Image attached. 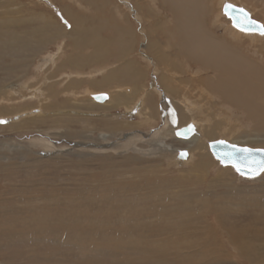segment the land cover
<instances>
[{"label":"bare ground","instance_id":"bare-ground-1","mask_svg":"<svg viewBox=\"0 0 264 264\" xmlns=\"http://www.w3.org/2000/svg\"><path fill=\"white\" fill-rule=\"evenodd\" d=\"M32 1L34 3L29 0H0V72L6 75L0 80V93L1 95L4 94L9 96L12 100H15L14 102H18L13 103L14 105H4L5 107L0 109V115L14 114V111L10 106L15 108V105L18 106L23 102V106L15 109V115H17L13 117L14 122H10L11 119L7 120L4 122L6 124L1 125L0 127H11L27 131L29 126L39 124L48 128L51 123L53 124L54 121L59 120L58 116L62 117V114H66L67 111H61L58 109L59 106L57 104L61 103L60 107L64 108L65 101L58 99L59 91H54V86L57 85L58 89L61 88L60 85L66 82H70L69 84L73 85L77 79L82 77L85 78V80H83L84 78L82 79L83 82L93 81L94 72H86L88 74L85 76H82L79 73L82 66H88L84 64L93 61L91 56L84 53L86 48H91L90 53L93 57L100 54L98 61H103L104 64H106L105 67H110L109 69H111L107 71V75L101 80L112 79L115 81L116 85H121L120 89L122 92H114L113 94L106 93V101H122L123 104H126L125 106L127 107L129 115H135L136 112L141 114V119L136 122L142 121V124L145 125L149 120H155L157 117H162V119L164 118L167 122V125L172 124V127L170 132H164V130L161 129L156 131V128L155 131L152 130L153 136H150V134L147 136H150L151 138L153 137V139L157 138L154 142L148 141L151 143L150 148L141 147L137 144L135 145V143L140 140L142 141L141 137L143 136H141L140 133L135 132V134L137 133V136L133 134V139L128 138L130 132H126L128 131L126 129L131 124L130 119L127 122H124V120L118 121L115 120L113 116L110 118L108 115L107 117L109 118H107L105 116L106 114L103 115L104 120H102L101 123L104 126L102 131L108 130L110 132H100L98 140L104 141L103 144H99V141H95L97 137L94 138L95 136H93L90 127H86L87 131L75 130V134H79V136H72L76 137V139L70 142L68 140L67 142L70 145L80 147L75 149V152H70L71 147H69L70 145L68 144L67 147L70 148L69 151L65 150L63 146L60 147L61 144L57 147L55 144L61 143V140H53L51 138L52 136L47 134L48 131L50 133L49 129L43 130L47 132L46 134L41 133L42 135H32L33 137L29 139V143L27 142L26 145H24L25 143L18 144L20 141L15 143V141L7 138L4 141L7 149H0V167L7 168H5L7 177L10 178L11 175H14L13 173L15 171L13 170L19 168L18 166H21L17 160L18 158L11 156L18 151L20 155L19 159L21 158L27 162L35 161L48 163L49 161H54L65 163V161H68L71 163L70 160H73V158L70 159L67 157L68 154L65 151L78 156L80 161L84 158H89L90 161L93 158L102 159L100 162L102 166L92 169L89 167L84 168L83 161L81 163L79 162L83 168L76 162L75 164L78 165L79 168L78 166L76 167L81 170L78 175L81 174V172L85 173V177H81V181H78L79 184L90 179L94 182L92 185L95 186L93 187L85 183L86 188L84 187L78 191L79 193L77 195L75 194L74 198L72 197L73 194H70V196L72 195V198L68 195L65 196V200L68 201H66L67 205L69 202L72 203L73 201L75 208L72 209H75V212H77V217L75 218L76 223H74L75 225L71 228V230L78 235V238L74 239L77 245L84 247L86 245L85 242L90 240L89 243L87 242L89 245H86L87 250H89V248L93 249L95 246H101V250L109 254L107 255L105 253L103 255L113 257L116 255L119 260L124 259L126 262L135 263L153 259L152 262L156 264L159 260L164 259V256L165 259H169L170 250L172 251L173 248H176L173 247L169 251L164 249L163 252H157V250L162 249L159 248L157 244L165 243L166 246H175L176 244L179 245V243H181L185 249L198 242V240L195 242L196 240L192 237L195 234H207V236L203 237V241L201 240L202 242L197 243V245H202L204 242L203 246L205 247L206 244L207 248L208 245L210 252L212 251L210 249L212 246H217L219 248L221 245L219 243L218 234L216 233L218 231H216V229L219 226V229L222 228L223 230L228 231L229 241L231 242L230 244H234L235 249L240 250L241 256H246L249 260H252L253 256L257 254L256 250H258V248L255 249L257 246L255 244L251 245V242L247 243V238L242 237V233L237 232L235 228L232 229V226H230L231 228H227L226 226L227 224L230 225L236 223L235 219H237V216L235 217L230 211L235 213L238 209H234V211L228 210L223 203L221 204L219 199L221 197V193L218 191L219 189L224 188L221 192L226 195L240 194L245 191V189H242L236 183V181H238L236 173L239 172L234 165L223 164L217 157L216 160L222 166L215 168L208 157L210 141L219 135L228 136L231 139L228 141L229 143L240 146H247L253 149L255 147L249 145L259 144L264 146V60L257 59L256 56H254L256 54L252 56L250 52L247 53L243 51L244 45L242 44L243 39H241V35H243V33L249 35V38L252 37L253 40L255 37L264 38V36L260 35L255 29L245 30L234 25L231 17L223 11V7L226 3L235 4L248 10L251 17L253 14L252 10L243 5V3H240L243 0H219L218 6L212 4L213 1L210 2V0H121V3L119 2V4H121L122 8L127 12L124 19L118 21L117 17L114 16L112 19L111 16H108L109 10H107L112 3L116 4V0H68V3L66 4V0ZM35 1L39 4L35 3ZM148 2L149 4H147ZM259 2H261V5H264V0H259ZM33 4L38 6L35 9L40 10L33 13L34 15L32 17H24V14H29L33 10ZM73 6L74 8H72ZM12 7L20 10L13 15L10 11L13 10ZM87 9H91L92 12L88 13ZM118 10L121 9L118 8ZM94 12H97L96 17L92 15ZM21 14H23V16ZM224 14L228 19L227 23L222 20ZM114 15H116V13ZM133 17L135 22L139 23L138 25L141 27L140 31L139 29H136V24H134V21L132 20ZM61 20H64V22ZM259 22L264 25V22ZM29 24L30 27L19 30L20 26ZM65 24H69L68 28H65ZM107 26L110 32L105 36L104 33ZM58 41L61 42L57 44ZM255 42L261 43L260 46L256 45L257 48H260L255 51H264V39ZM105 44L107 47H105ZM250 44L252 45V41ZM51 45L55 46L53 51L48 49ZM65 48H70L69 50H71L72 53L68 55L66 52L63 53ZM93 50L96 54L92 53ZM110 51H112V53L109 56L108 53ZM94 54L96 56H94ZM262 54L264 57V52H262ZM35 56L37 57L36 59L34 58ZM34 59L36 62H34ZM69 66L73 67L72 69L75 71L71 72V74L64 72L60 75L58 74L64 67ZM33 67H38L42 71L41 73L44 78L42 77V80L39 82L37 81L32 86H29V83H20L18 88L17 84L12 85V88L14 93L21 96L22 99L26 97L24 95L25 89L32 90V96L37 98L42 97V111H39L40 113L38 112L39 114L36 116H32L33 113L30 111L34 105L33 100L27 99L20 101V98H15L18 97L17 95L9 94L10 92L8 91L3 92L1 89L5 83L11 82L10 80L13 79L12 75H16L17 77L22 74L25 75L28 71H31V69L34 70ZM51 70H55V72L51 74ZM96 71H98V69ZM206 72L207 74L202 75V73ZM186 73H192V76H187ZM55 75H59V78L61 75H66L67 78L60 82L58 81V78L55 79L51 77ZM200 75L202 77H200ZM122 86L124 90L122 89ZM22 87H25V89H22ZM117 89L116 91H118ZM71 94L75 98L83 97L84 95L92 97L96 95L95 93L88 91L84 94H78L75 92ZM6 96L2 97L6 98ZM129 98H131L133 102L126 100ZM92 99L93 102L96 100L94 98ZM205 100H207V103L205 104L208 108H205V105L203 104ZM106 101L101 102V104ZM97 105L99 106L98 101ZM117 105L118 103L115 105L113 104V107H116ZM53 107H57V109ZM72 107L75 108L73 114L76 118L77 115H87L86 113H83L84 111H81V107L80 110L76 109L77 105H72ZM22 112H24L26 117L23 116L24 114H22ZM27 114H30L31 116L28 117ZM114 114L116 115V113ZM50 115L55 116L52 118V122ZM69 115L71 116V112ZM111 115H113V112H111ZM118 115H120V113ZM201 115L205 118L203 116L201 117ZM19 117H22L23 119L20 118L21 120L15 121V119H19ZM241 117H244V119ZM86 119L91 120L92 118L87 116ZM243 120L248 122L247 127L242 128L238 124V121ZM97 122L98 121H96V125H100V123ZM58 123L61 124L60 122ZM62 124L69 126L67 123ZM189 124H192L195 127V132L190 137L184 138L176 134L178 129ZM32 130H36L35 127ZM112 133L122 136V140H127V143L121 144L125 154H123L122 157L120 156L122 159L119 160L116 159L117 154L108 151L111 150L113 145L110 142L108 146L106 144L109 139L111 140ZM166 137H172L173 141L177 140L180 144H186L188 145V148L175 146L168 142ZM118 146L120 147V144L117 145V147ZM30 147H37L38 149L40 148V150L36 151V149L34 150ZM122 149L120 150L122 151ZM144 150L146 152H144ZM182 150L186 151L185 156H181L180 152ZM9 151H12L11 155H9ZM159 151L163 153L159 154ZM174 152L176 153L175 157L178 158L180 156L178 158L179 162L183 161L182 163H186V165L189 166V170H187L189 172L185 173H192L191 177L189 174L187 178L183 177L185 173L178 176L184 182H178L180 185H178V190L176 191L173 190V176H170L169 173H167V169L164 168V162H160L159 158L154 156L159 155L158 157H162L160 155L163 154L170 156V154ZM152 155L155 158H153ZM114 159H116V161ZM21 163L22 162H20V164ZM22 169L20 173L22 172ZM197 170L205 171V177H199L196 175L198 179H193L192 177H196L194 175L197 174ZM209 175L212 176L208 181ZM225 175H230L231 178L227 179ZM255 176L256 180H261L256 187H262L264 193V172L246 177ZM202 184H204L203 190L196 189L197 186H201ZM22 187L25 188V186ZM180 188L184 189L181 190ZM58 189L60 190V188ZM26 191L28 190H25V193H27ZM54 191L55 189L53 192ZM107 193L109 194L110 199L109 204H106L105 201L108 199ZM263 193L261 192L260 194ZM59 194H61L60 191ZM215 197L218 198L215 199ZM239 197L240 196L237 198ZM251 198L249 200H251ZM257 198V203L254 204L253 201L247 206L256 209V218L260 219L261 217H264V195L262 197L257 196ZM27 200L25 202H27ZM31 200L32 199L29 200V203ZM104 201L106 208L103 209L105 211H102L103 214L99 215V208H95V210L93 208L97 202L99 205L101 203V205L105 207L104 204H102ZM236 202H238V200ZM34 204L35 202L33 205ZM36 205L38 204L36 203ZM64 206H66V204ZM52 207L54 206L52 205ZM52 207L50 206V208ZM47 208L49 209L48 206ZM240 208L243 209L242 207ZM60 209L59 212L62 210ZM55 211L56 210H54V212ZM247 212L249 213L248 210ZM66 213L68 212L66 211ZM75 214L76 213L73 215ZM81 214H85L84 217L80 216ZM210 214L215 217V221L218 224L216 228L209 219ZM38 215L39 214H37V216ZM203 216H205L204 218L207 217V219H204L207 221H205V223H203L204 221H201L203 220ZM61 217L64 218L63 215ZM197 217L201 218L199 223V219H197L198 221L195 219ZM78 218L82 220L83 224L78 222ZM240 218L239 222L241 221ZM52 221L54 220L50 219V222ZM216 222L214 223L216 224ZM60 223L63 222L60 221ZM65 223L68 224V222ZM200 223L201 225H199ZM29 225L31 224L29 223ZM48 225L45 224V226ZM69 225L70 223L68 226ZM22 228L25 227L22 226ZM61 228L59 227L57 230ZM42 230H40V232ZM11 231L13 232V230ZM36 232L37 230L35 231V234ZM56 232L57 231L52 233L57 236L58 233ZM64 232L65 231L62 232L63 235L66 234H64ZM177 233L178 235H173ZM261 233L264 234V232ZM164 235L165 237L161 238ZM202 235H200V237ZM51 237L53 238L52 234L50 239ZM254 237H256V235ZM189 238L191 240H189ZM63 239L65 240L66 237ZM69 239L71 240V238ZM9 241L10 240L7 242ZM13 242L15 243L16 241ZM183 242H186V246H184ZM41 243H43V241ZM262 244L264 245V242ZM160 247L163 246L161 245ZM202 249L204 250V248ZM221 249L223 250V248ZM112 250H115L116 253L112 252ZM176 250L178 249L176 248L175 251ZM214 250H216V247ZM97 251H100V249H97ZM179 251V253L183 254L188 250ZM174 253L176 254V252ZM174 253L172 254V259L176 258L173 257ZM193 253L191 255H194L196 252ZM77 254H79L78 251ZM188 254L189 251L186 255L188 256ZM84 255L86 256L87 254L85 253ZM191 255L189 254V257ZM213 256L211 255V257ZM223 256H225V254ZM180 257L183 258L181 255L178 259H180ZM228 257H223V259L226 260ZM192 258H194V256H192ZM220 260H222V258L216 257L213 259V262ZM210 261H212V259ZM202 263L204 262L202 261ZM205 263L207 264V262Z\"/></svg>","mask_w":264,"mask_h":264},{"label":"rangeland","instance_id":"rangeland-1","mask_svg":"<svg viewBox=\"0 0 264 264\" xmlns=\"http://www.w3.org/2000/svg\"><path fill=\"white\" fill-rule=\"evenodd\" d=\"M31 1L32 3H34L32 0H29ZM116 4H111V6L109 7V10L108 11V16H111L112 19L113 17H117L118 21H121L124 19V17L126 16V10L124 8H122L121 4H119V2L121 3V0H116ZM212 4L218 6L219 4V0H210V2H212ZM239 1V0H238ZM151 2V1H149ZM149 2L147 4H149ZM35 3L39 4L38 2L35 1ZM68 3V0L65 1V4ZM241 4L243 3V5H245L246 7L250 8L253 12L252 14V17L254 19H256L257 21H262L264 22V5H261V2H259V0H243L242 2H240ZM117 4H118V7H117ZM31 6V5H30ZM32 6H34L33 10L29 13V14H24V17H32L34 14L33 13H36V11L38 12V10L40 9H35L37 8L38 6L33 4ZM75 6V5H74ZM74 6L72 8H74ZM76 7V6H75ZM113 7V8H112ZM13 10H10L12 12L13 15L16 14V12L20 9L16 8L15 7H12ZM32 8V7H31ZM48 8V7H46ZM118 8H120L121 10H118ZM114 9V10H113ZM43 10V9H41ZM117 11V12H116ZM87 12L88 13H91V9H87ZM116 15H114L115 13ZM114 13V14H112ZM23 14H21L23 16ZM26 15H30V16H26ZM59 15V14H57ZM56 15V16H57ZM92 15L94 17L97 16V12H94L92 13ZM113 15V16H112ZM123 16V17H122ZM122 17V19H121ZM132 18V17H131ZM134 21V24L136 29H141V27L138 25L139 23L135 22L134 20V17L132 19ZM222 20L227 23L228 19L226 18V15L224 14ZM231 20V19H230ZM62 22H64V20H61ZM68 25L69 24H65V28H68ZM71 25V24H70ZM26 27H30V24L29 25H25V26H20L19 27V30L20 29H25ZM64 29V28H63ZM109 30H108V26H107V29L105 30V36H107L109 34ZM241 39H243L242 41V44L244 45L243 46V51L244 52H250V54L253 56H256L257 59L259 60H264V57H263V54L262 52H257L255 50H258L259 48H257L256 45H261V43H258V42H255V41H262V39L264 38H258V37H255V39L253 40L252 37L249 38V35H246L243 33V35H241ZM247 39V40H246ZM252 41V45L250 44V42ZM61 41H58L57 44H59ZM248 44H247V43ZM106 45V44H105ZM107 47V45L105 46ZM53 48H55L54 45H51L50 48H48L49 50H54ZM249 48V49H248ZM70 48H65L64 49V52H66V54H70L72 53L71 50H69ZM73 49V48H72ZM91 51V48H86L84 53H87L88 56H91V59L93 61H90L88 62L87 64H84V65H88V66H82V68H80L81 70H79V73L82 75V76H85L87 75L88 73L86 72H89V71H92L94 72V77H93V81L92 82H83L82 78L80 79H77L73 85H70L69 83L70 82H66L62 85H60L61 88H58L57 89V85L54 86V91H59L58 92V99H61V100H64L65 102V107L64 108H61L60 107V104H57L59 106V110L61 111H67L66 114H62L63 116H58L59 120L57 121H54V123L51 125H49V127L47 128L46 126H42V125H39V124H34L29 126V129L28 130H31V131H22V130H18V129H14V128H9V127H0V149L2 150L3 148H5V150L7 149V147L5 146L6 144H4V141L8 138V139H11L13 141H15V143L19 142L18 144H23L25 143L24 145H26V143L29 141V139L33 136H36V134H46L47 132L46 131H43V130H47L49 129L50 130V133L48 131L47 134H49L50 136H52L51 138L53 140H57V141H60L61 140V143H56L55 145L57 147L63 146V148H65V150H68L69 151V147H71L70 149V152L71 151H74L75 149L77 148H80V147H77V146H73V145H70L68 142L70 141H73L76 139V137H72V136H79V134H75V130L77 131H87V128L86 127H90V130L92 131L93 133V136H95L94 138L97 137V139L95 141H99L98 143L99 144H103L104 141L102 140H98V136L100 134V132L103 130V124L102 123V120L103 119V115L106 114L105 116L107 117L109 115V117L111 118L112 116L114 117L115 120H118V121H123L124 122H127L129 119H130V125L128 126V128L126 130V132H130V135L128 138L130 139H133V134H135V132L137 133H140L141 137L142 138V141L140 140L139 142L135 143V145H139L141 147H151V143H149L148 141H153L156 140V138L153 139V137L151 138L150 136H153V131H155V128H156V131H159L160 129L161 130H164V132H170V129L172 127V124H168L167 125V122L165 121V119L162 117L159 118H155V120H149V122L147 124H142V121L140 122H136L138 120L141 119V114L139 113H135V115L131 114L129 115L128 112H127V107L125 106L126 104L122 101H106L107 97L105 100H102V101H98V100H95L93 102V97L92 96H89V95H84L83 97H79V98H75L71 93L75 92V93H78V94H84L86 91L88 92H93L95 93L96 95L97 94H101V93H109V94H113L114 92L118 93L119 91L122 92V90L120 89L121 85L115 83V81H113L112 79H105V80H101L102 78H104L107 74V71L111 70L109 69L110 67H105L106 64H104L103 61H98V59L100 58V54L99 55H95L96 52L93 50L92 53H95L94 56L96 57H93L92 54L90 53ZM253 54H252V53ZM112 53V51H110L108 54L110 56V54ZM35 59L37 58L36 56L34 57ZM34 59V60H35ZM98 61V62H97ZM36 62V60L34 61ZM109 66V65H107ZM34 68V67H33ZM73 67H64L60 73H58L59 75L62 74L63 72L64 73H67V74H71V72L75 71L74 69H72ZM100 68V69H99ZM37 69V70H36ZM98 69V71H96ZM153 70V69H152ZM39 72V73H37ZM42 71L37 67L33 69H31V71H28L27 74H22L20 76H16V75H12L13 76V79L10 80L11 82H8V83H5L4 86L1 88L3 92H10L9 94H15L14 93V90L12 88V85H16L17 84V88H18V85L20 86V83L21 84H24V83H29V86H32L34 85V83H36L37 81L39 82L40 80H42L44 77H43V74L41 73ZM55 70H51L50 73H54ZM207 74L206 73H202V75H205ZM59 75H55V76H51L53 78H58V81H63V79H66L67 76L66 75H61L60 78L58 77ZM187 76H192V73H186ZM6 75H4L2 72H0V80L5 77ZM43 77V78H42ZM200 77H202L200 75ZM24 79V80H23ZM52 79V78H51ZM23 80V81H22ZM54 80V79H53ZM85 80V78L83 79ZM34 81V82H32ZM23 82V83H22ZM36 85V84H35ZM28 86V87H29ZM115 86V87H114ZM10 89H9V88ZM16 88V87H15ZM14 88V89H15ZM118 88V89H117ZM22 89H25V87H22ZM116 89L118 91H116ZM122 89L124 90L123 86H122ZM31 91L32 90H27L25 89L24 91V95L26 96L25 98L22 99L21 96H19L18 94H15L17 95L18 97H15V98H20L19 100L22 101V100H27V99H31L34 101V105L33 107L30 109V111L33 113L32 116H36L38 115L41 111H42V105H43V101H41L42 97H35V96H32L31 94ZM70 93V94H65V93ZM27 94V95H26ZM2 96H6V95H1L0 93V109L4 108L6 105H10V104H13V103H18V102H14L15 100H12L9 96H6L5 97H2ZM8 97V98H7ZM206 98V97H205ZM11 99V100H9ZM44 99V98H43ZM127 101L129 102H133V100H131V98L129 99H126ZM164 100V99H163ZM97 101L99 103V106H102V107H99L97 105ZM103 101H106L105 103L101 104V102ZM115 102V103H113ZM128 102V103H129ZM118 105L115 107H113V104H117ZM127 103V102H126ZM207 103V100H205L203 102V104L205 105V108H208V106L205 104ZM5 105V106H4ZM14 105V104H13ZM72 105H77L76 109L80 110V107H81V111H84L83 113H86L87 115H84V116H79L77 115V118L74 116L73 114V110H75V108L72 107ZM136 105H137V101H136ZM23 106V102H21L20 105L16 106L15 105V108L13 106H10L13 111H14V114H5V115H0V121H4L6 122L7 120H10V122H14V119L13 117L16 116L15 115V109L17 107H21ZM53 108H56L57 107H53ZM114 108V109H112ZM126 108V109H125ZM11 109V110H12ZM34 109V111H33ZM37 109V110H36ZM55 109V110H56ZM29 110V109H28ZM124 110V112H123ZM40 111V112H39ZM103 111V113H102ZM39 112V113H38ZM71 112V116L69 115V113ZM95 112V114H94ZM109 112V113H108ZM111 112H113V115H111ZM27 113V112H26ZM90 113V114H88ZM116 113V115L114 114ZM120 113V115H118ZM123 113V115H122ZM125 113V114H124ZM22 114H24V112H22ZM98 116H97V115ZM101 114V116H100ZM28 115V114H27ZM9 116V117H8ZM11 116V117H10ZM24 117H26V115L24 114L23 115ZM22 116V117H23ZM31 115L29 114L28 117H30ZM89 116L91 117L92 119L91 120H87L86 117ZM118 116V117H117ZM203 115H201L202 117ZM22 117H19V119H15L16 120H21L23 119ZM55 117L53 115H50V118H51V122L53 121L52 118ZM83 117V118H81ZM107 117V118H109ZM117 117V118H116ZM204 117V116H203ZM21 118V119H20ZM205 118V117H204ZM242 119H244V117H241ZM72 119V120H71ZM96 121H98L100 123V125H96ZM0 123V126L1 125H4L6 123ZM58 122H60L61 124H59ZM97 122V123H98ZM246 122V123H245ZM62 123H67L69 124V126L67 125H64ZM141 123V124H139ZM146 123V122H145ZM151 123V124H149ZM162 123V124H161ZM242 123V124H241ZM247 121L246 120H243V121H238V124L240 125V127L244 128V127H247ZM15 124V123H13ZM59 124V125H58ZM149 125V126H148ZM97 126V127H96ZM174 126V125H173ZM35 127L36 130H32L33 128ZM51 127V128H50ZM162 127V128H160ZM96 128V129H95ZM98 128H101V129H98ZM151 128V129H150ZM89 130V132H90ZM105 130V129H104ZM153 130V131H152ZM38 132V133H37ZM102 132H107L109 133L110 131L108 130H105V131H102ZM142 132V133H141ZM151 132V133H150ZM34 133V134H33ZM118 133V132H117ZM136 133V134H137ZM41 134V135H42ZM135 134V135H136ZM150 134V136L148 137L147 135ZM166 134V133H165ZM33 135V136H32ZM146 135V137H145ZM164 135V134H162ZM137 136V135H136ZM135 136V137H136ZM122 136L120 135H115L112 133V137H111V140L109 139L107 141V146L109 144V142L113 145H111L113 147H111V150H108L109 152H113L115 154H117L116 156V159L119 160V159H122L120 158V156L122 157L123 154H125V152L123 151L124 149H122V145L123 143H127V140H122ZM149 139V140H148ZM167 141L174 144L175 146H180V147H187L188 145L186 144H180L177 142V140L173 141L172 137H166ZM26 140V141H25ZM147 140V141H146ZM213 141H216V140H226V141H230L231 139L228 137V136H222V135H219V136H216L215 138L212 139ZM212 140L210 142H212ZM118 141V142H116ZM63 142V143H62ZM116 142V143H114ZM29 143V142H28ZM63 144V145H62ZM70 145L69 147H67L68 145ZM120 144V149H122V151L117 147V145ZM59 145V146H58ZM109 145V146H110ZM134 145V144H133ZM65 146V147H64ZM132 146V145H131ZM249 146H252V147H255V148H264V146H261L259 144H253V145H249ZM30 148H33V147H30ZM74 148V149H73ZM109 148V147H108ZM117 148V149H116ZM188 148V147H187ZM34 150L36 149V151L40 150V148L38 149L37 147H34L33 148ZM64 150V151H65ZM115 150V152H114ZM119 150V151H118ZM209 150V159L211 160L212 164L215 166V168H219L220 166H222L216 159V157L213 155L212 151L210 150V147L208 148ZM68 151H65L68 155L67 157H69L70 159L73 158V160H70L71 163H69L68 161H65V163H62V162H54V161H49L51 163H47V162H35V161H30V162H27V161H24L22 160L21 158L19 159L20 155H19V151L15 154H12V151L10 152L9 151V155L11 156H15L17 157L18 159V162H19V165L21 166H18L19 168H15L13 171H15L13 174L14 175H11L10 178L7 177V172H6V167H0V264H134L135 262H126L124 259H121L119 260L118 257L115 255L114 257L113 256H107L109 254H107V252H104L101 250V246H92L94 247L93 249L89 248V250H87L86 248V245L88 246L89 244V241L88 240L86 243V245L83 247V246H79L77 245V243H75L74 239L75 238H78V235L76 234V232H73L71 230L72 226L75 225L74 223H76V217H77V212H75V209H72V208H75V205L74 202L72 201L68 203L67 205V200L65 196H70V194H73V198H74V195L78 194L82 188H86V184L87 185H91V186H95V185H92L94 184L93 181H91L90 179H88L86 182L84 183H81L79 184V182L81 181V177H85V173L81 172V174L78 175L79 171H81L79 168L78 165H76L75 163L77 162L79 164V162L81 163L83 161V166L84 168H97V167H100L102 166L100 164V162L102 161V159H99V158H93L90 159L89 158H84L82 161H80V158H78V156H75L74 154H70V152ZM75 152V151H74ZM123 152V153H122ZM144 152H146L144 150ZM73 153V152H72ZM163 152L159 151V154H162ZM165 153V152H164ZM208 153V151H207ZM176 153H171L170 156L167 155V154H163V155H160L162 157H158L159 155H154V156H157V158H159L160 162H164V168L167 169V173H169L170 176H173V182L172 184L174 183V188L173 190L176 191L178 190V182H181L183 180H181L178 176L180 174H184L185 172H189L187 170H189V166L186 165V163H182L183 161H178V158L180 157H175ZM153 156V155H152ZM153 156V158H155ZM173 157V158H172ZM152 158V157H150ZM162 158V159H161ZM168 158V159H167ZM171 158V159H170ZM99 159V160H98ZM116 159H114L116 161ZM183 159V158H181ZM22 160V161H21ZM78 160V161H77ZM89 160V161H88ZM215 161V162H214ZM20 162H22L20 164ZM85 162V163H84ZM105 162V161H103ZM109 162V161H108ZM169 162V163H168ZM54 163V164H52ZM96 163V164H95ZM25 164V165H24ZM94 164V165H93ZM219 164V165H218ZM24 165V166H23ZM75 165V166H74ZM80 165V164H79ZM56 166V167H55ZM78 166V168L76 167ZM81 166V165H80ZM83 166H81L83 168ZM171 166V167H170ZM217 166V167H216ZM52 167V168H50ZM59 167V168H58ZM6 168V169H5ZM23 168V169H22ZM27 170H26V169ZM54 168V169H53ZM77 168V169H76ZM214 168V169H215ZM18 169V170H17ZM22 169V172L20 173ZM73 170V172H72ZM103 170V169H102ZM17 171V172H16ZM19 172V173H18ZM42 172V173H41ZM72 173V174H71ZM77 173V174H76ZM197 174H195L194 176L198 175L199 177H205V171H200V170H197L196 172ZM31 174V175H30ZM190 174V177H191V174L192 173H185L183 175L184 178H187ZM20 175V176H19ZM232 175V174H231ZM29 176V177H27ZM212 175H209L208 176V181L210 180ZM236 176L238 177V181H236V183L242 188V189H245V191L243 193H240V194H230V195H226L224 193H222L221 191L224 190L223 189H219L218 191L221 193V197L219 198L220 199V202L221 204L223 203V205L225 207H227L228 210H233L234 209H238L237 211L232 212L230 211L232 214H234V216L236 217L237 216V219L236 220V223L235 224H227V228H231L230 226H232V229L235 228V230L237 232H241L242 234V237H246L248 240V242H251L252 244L251 245H256L257 247L255 249L258 248V250H256L257 254L255 256H253L252 260H249L248 257L246 256H241V252L240 250L238 249H235V245H231L230 241H229V234H228V231H225L223 230L222 228L219 229V226L218 228L216 229V233L218 234V238H219V243H220V249L217 247V246H212L210 247V249L212 250V254L211 252L209 251V248H208V245H207V248H206V244H205V247L203 246L204 242L202 243V245H197V243H201L203 240V237L207 236V234H204V233H200V234H195L193 235V239L196 240L195 242H198L191 246V247H188V248H185L182 246L183 244L179 243L176 244L175 246L174 245H170V246H166L165 243H160V244H157L159 248H162V249H159L157 250L160 251V252H163L164 249L166 250H170L172 249L173 247H176L178 250L175 251L176 248H173L172 251L170 250L169 252V259H165V256H164V259H161L158 261V263L156 264H206L205 262H207V264H264V245L262 244L264 242V234H262L261 232H264V217L260 218V219H257L256 218V215H255V212H256V209H252V207L249 208V206H247L248 204L250 205L251 202H253L254 204L257 203V196L259 197H262L264 195L263 193V188L262 187H256L258 186V182H261L260 179H255V177H246V176H242V174L240 173H236ZM31 177V178H30ZM73 177V178H72ZM225 177L227 179L231 178L230 175H225ZM14 178V179H13ZM75 178V179H74ZM193 179H198L197 176L196 177H192ZM259 178V177H257ZM26 179V181H25ZM71 179V180H70ZM77 179V180H76ZM84 179V178H83ZM30 180V181H29ZM90 180V181H89ZM13 181V182H12ZM79 181V182H78ZM235 181V180H234ZM31 182V183H29ZM42 182V183H41ZM91 182V183H90ZM184 182V181H183ZM8 183V184H7ZM27 183V184H26ZM46 183V184H45ZM86 183V184H85ZM200 183V181H199ZM7 184V185H6ZM12 184V185H11ZM42 184V185H41ZM84 184V185H83ZM206 184V183H205ZM17 185V186H16ZM20 185V186H18ZM29 185V186H28ZM60 185V186H58ZM204 184H202L201 186H197L196 189H204ZM16 186V187H15ZM22 186H25V188H23ZM29 188H28V187ZM34 186V187H33ZM41 186V187H40ZM43 186V187H42ZM203 186V187H202ZM207 186V185H206ZM3 187V188H2ZM27 187V188H26ZM33 189H32V188ZM37 187V188H36ZM40 187V188H39ZM53 187L55 189V191L53 192ZM12 188V189H11ZM20 188V190H19ZM23 188V189H22ZM52 192V195L50 190ZM60 188V190L58 189ZM185 188V187H184ZM184 188H180L181 190H183ZM195 188V187H193ZM28 190L26 191L27 193H25V190ZM40 189V190H39ZM58 189V190H57ZM256 189V190H255ZM4 190V191H3ZM18 190V191H17ZM24 190V191H23ZM37 190V191H36ZM211 190V189H210ZM208 190V191H210ZM35 191V193H34ZM42 191V192H41ZM57 191V192H56ZM59 191L61 194H59ZM65 191V192H64ZM77 191V192H76ZM9 192H12V193H9ZM37 192V193H36ZM45 192V193H44ZM211 192V191H210ZM263 193V194H260V193ZM18 193V194H17ZM258 193V195H257ZM49 194V195H48ZM57 194V195H56ZM64 197H63V195ZM249 197H247L246 196ZM256 194V195H255ZM13 195V196H12ZM23 195V196H22ZM103 195V194H102ZM262 195V196H261ZM9 196V197H8ZM16 196V197H15ZM38 196V198H37ZM55 196H56V199H55ZM59 196V197H58ZM70 196V197H71ZM80 196V195H79ZM238 196H240L239 198H237ZM31 197V198H30ZM34 197V198H32ZM36 197V198H35ZM45 197V198H44ZM71 197V198H72ZM252 197V198H251ZM13 198V199H12ZM44 198V200H43ZM54 198V199H53ZM107 200L106 201V204H109L110 202V199H109V194L107 193ZM218 197H215V199H217ZM251 198V200H249ZM6 199V200H5ZM28 199V200H27ZM32 199L29 203V200ZM35 201H34V200ZM38 199V200H37ZM46 199V200H45ZM61 201V202H59ZM63 199V200H62ZM105 199V198H104ZM235 199V200H234ZM241 199V200H240ZM247 199V200H246ZM27 200V202H25ZM54 202H53V201ZM58 202H57V201ZM234 200V201H233ZM238 200V202H236ZM243 200V201H242ZM7 201V202H5ZM39 201V202H38ZM41 201V202H40ZM45 201V202H43ZM47 201V202H46ZM67 201V202H66ZM105 201L104 203V206L98 204V202L95 204L94 206V210L95 208H99V215L100 214H103V212L105 211L104 209L106 208V204H105ZM247 201V202H246ZM9 202V203H8ZM21 202V203H20ZM35 202V206L33 205V203ZM43 202V203H42ZM93 202V201H92ZM102 202V201H101ZM234 202V203H233ZM242 204H241V203ZM36 203L38 205H36ZM61 203V204H59ZM66 206H64L65 204ZM94 203V202H93ZM92 203V204H93ZM226 203V204H225ZM238 203V205H237ZM246 203V204H245ZM6 206H5V205ZM31 204V205H29ZM40 204V205H39ZM58 204V205H56ZM63 204V205H62ZM231 204H236V205H231ZM241 204V205H240ZM245 204V205H243ZM2 205V206H1ZM27 205V206H26ZM29 205V206H28ZM46 205V206H45ZM52 205L54 207H52ZM240 205V206H239ZM32 206V207H31ZM40 206V207H38ZM47 206L49 207V209L47 208ZM50 206L56 210L54 212V210L52 208H50ZM57 206V207H56ZM62 209H60L59 208ZM6 207V209H5ZM30 207V208H29ZM64 210H63V208ZM69 207V208H68ZM101 207H102V210H101ZM233 207V208H231ZM239 207V208H238ZM240 207H242L243 209H241ZM12 208V209H10ZM27 208V209H26ZM46 208V210H45ZM57 208V209H56ZM66 208V209H65ZM69 210H68V209ZM71 208V209H70ZM104 208V209H103ZM23 209V210H22ZM36 209V210H35ZM59 209L61 210L59 212ZM8 210V211H7ZM15 210V211H14ZM29 210V211H28ZM34 212H33V211ZM247 210L249 211V213L247 212ZM26 211V212H25ZM37 211V212H36ZM48 211V212H47ZM65 211V212H64ZM66 211L68 213H66ZM72 211V212H71ZM101 211V212H100ZM103 211V212H102ZM16 212V213H15ZM20 212V213H19ZM22 212V213H21ZM238 212V214H237ZM39 214L38 217L37 214ZM56 213V215H55ZM65 213V214H64ZM74 213H76L75 215H73ZM18 214V215H17ZM33 214V215H32ZM41 214V215H40ZM46 214V215H45ZM52 214V215H51ZM54 214V216H53ZM80 214V213H79ZM21 215V216H20ZM28 215V216H27ZM31 215V216H30ZM44 215V216H43ZM59 215V216H57ZM64 216L61 217V216ZM69 215V217H68ZM73 215V216H72ZM85 214H81L80 216H83L84 217ZM11 216V217H9ZM14 216V217H13ZM23 216V217H22ZM36 216V217H35ZM53 216V217H52ZM66 216V217H65ZM79 216V215H78ZM239 216V217H238ZM2 217V218H1ZM28 217V218H27ZM33 217V218H32ZM35 217V218H34ZM51 217V218H50ZM61 217V218H60ZM73 217V218H72ZM205 216H203V220L201 221H204L203 223H205L206 220L204 219H207L204 218ZM209 219L210 221L214 224L215 228L216 226L218 225L217 222L215 221V217L214 215L210 214L209 215ZM241 217V218H240ZM14 218V219H13ZM43 218V219H42ZM46 218V219H45ZM56 218V219H54ZM239 218L241 219V221L239 222ZM243 218V219H242ZM34 219V220H33ZM37 222H36V220ZM42 219V220H41ZM50 219L51 220H54L52 222H50ZM60 219H63V220H60ZM70 219V220H69ZM73 219V220H72ZM82 219V217H81ZM80 218H78V222L82 223V220ZM196 221H198L197 219H199L198 223L200 222V217H197L195 218ZM257 219V220H256ZM20 220V221H19ZM44 220V221H43ZM60 220L61 222L63 223H60ZM214 220V221H213ZM261 220V221H260ZM24 221V222H23ZM57 221V222H55ZM70 221V222H69ZM23 222V223H22ZM27 222V223H25ZM48 222V223H46ZM65 222H68V224L70 223V225L68 226V224H66ZM207 222V221H206ZM216 222V224L214 223ZM239 222V223H238ZM250 222V223H248ZM14 223V224H13ZM29 223L31 225H29ZM79 223V224H80ZM45 224H49L48 226H45ZM61 224V225H59ZM72 224V225H71ZM83 224V223H82ZM80 224V225H82ZM17 225H20V226H17ZM26 225V226H25ZM28 225V226H27ZM38 225V226H37ZM44 225V226H43ZM67 225V226H65ZM201 225V223L199 224ZM14 226V227H13ZM17 226V227H16ZM22 226H24L25 228H22ZM30 226V227H29ZM43 226V227H41ZM62 226V228H61ZM252 226V227H251ZM258 226V227H257ZM16 227V228H15ZM22 229H21V228ZM27 227V228H26ZM36 227V228H35ZM39 227V228H38ZM41 227V229H40ZM54 227V228H53ZM56 227V228H55ZM61 228V229H58L60 231L57 230V228ZM64 227V228H63ZM12 228V229H11ZM20 228V229H19ZM53 228V229H52ZM66 228V230H65ZM251 228V229H250ZM261 228V229H260ZM29 229H32V230H29ZM42 229H45V230H42ZM51 229V230H49ZM231 229V230H232ZM263 229V230H262ZM13 230V232L11 231ZM37 230L36 234H35V231ZM40 230H42L40 232ZM47 230V231H46ZM57 231L56 234L55 231ZM227 230V229H226ZM256 230V231H255ZM261 230V231H259ZM22 231V232H21ZM31 231V232H30ZM51 233H50V232ZM63 231L65 235H63ZM255 231V232H254ZM28 232V233H27ZM43 232V233H42ZM47 232V233H45ZM54 232V233H52ZM70 232V233H69ZM73 232V233H72ZM225 232V233H224ZM227 232V233H226ZM19 233V235H18ZM30 233H34V234H30ZM41 233V234H40ZM21 234V235H20ZM43 234V235H42ZM47 234V235H46ZM50 234V235H49ZM53 236V238L51 237L50 239V236ZM54 234V235H53ZM73 234V236H72ZM75 234V235H74ZM203 234V235H202ZM256 237H254L255 235ZM25 235V236H24ZM30 235V236H29ZM33 235V236H31ZM39 235V236H38ZM41 235V236H40ZM174 236L178 235L177 234H173ZM200 235H202L200 237ZM15 236V237H14ZM29 236V237H28ZM49 236V237H48ZM71 236V237H69ZM76 236V237H75ZM91 236V234H90ZM191 236V235H190ZM13 237V238H12ZM66 239L64 240L63 238ZM74 237V238H72ZM165 237L162 236L161 238ZM191 237V238H192ZM16 238V239H15ZM19 238V239H18ZM34 238V239H33ZM38 238V239H37ZM47 238V239H46ZM71 238V240L69 239ZM250 238V239H248ZM32 239V240H31ZM69 239V240H67ZM90 239V237H89ZM192 239V240H193ZM200 239V240H199ZM253 239V240H252ZM8 240H10L9 242H7ZM61 240V241H60ZM78 240V239H77ZM189 240H191L189 238ZM202 240V241H201ZM257 240V241H256ZM13 241H16L15 243ZM38 241V242H37ZM43 241V243L41 242ZM58 241V242H57ZM69 241H70V245H69ZM260 241V242H259ZM12 242V243H11ZM67 242V243H65ZM72 242V243H71ZM184 243V242H183ZM186 243V242H185ZM184 243V246H186ZM50 244V245H49ZM148 244V243H147ZM250 244V243H249ZM18 245V246H17ZM73 247H72V246ZM163 246V247H160V246ZM178 245V246H177ZM217 245V244H216ZM20 246V247H19ZM165 246V247H164ZM65 247V248H64ZM80 247V249H79ZM83 247V248H82ZM198 247V248H197ZM201 247V248H200ZM216 247V250H214ZM69 248V250H68ZM71 248V249H70ZM100 249V251H97V249ZM180 248V249H179ZM204 248V250L202 249ZM206 248V249H205ZM223 248V250L221 249ZM82 249H85V250H82ZM112 249V248H111ZM115 249V248H113ZM188 250L189 251V254L191 255L193 252L194 255H191L190 257L192 258V256H194V258H190L189 257V254L188 256L186 255V253L188 251H186V253L184 252L183 254H181L182 252L179 251V250ZM191 249V250H189ZM193 249V250H192ZM77 251L79 254H77ZM82 254H81V252ZM90 251V252H89ZM94 253H93V252ZM97 251V252H95ZM120 251V250H119ZM181 253H179V252ZM199 251V252H198ZM209 253H208V252ZM255 251V250H254ZM104 252V253H103ZM112 252L116 253L115 250H112ZM176 252L177 256H181L183 258L180 257V259H178V257L176 256V254L174 253ZM221 252V253H220ZM87 254L86 256L84 254ZM107 254V255H103V254ZM174 253L173 257H176L174 259H172V254ZM219 255H217V254ZM98 254V255H97ZM179 254V255H178ZM181 254V255H180ZM221 254H225V256L221 255ZM263 254V255H261ZM65 255V256H64ZM81 255H84V256H81ZM211 255H215L213 256L214 258L216 257H219V258H222V260L220 261H214L213 262V257H211ZM107 258H106V257ZM222 256V257H221ZM229 256V257H228ZM259 256V257H258ZM70 257V258H68ZM72 257V259H71ZM117 257V258H116ZM186 257V258H185ZM211 257V258H209ZM223 257H228L226 260L223 259ZM256 257V258H255ZM74 258V259H73ZM100 258V259H99ZM104 258V259H103ZM190 258V259H189ZM207 258V259H206ZM247 258V259H246ZM71 259V260H69ZM95 259V260H94ZM99 259V260H98ZM184 259V260H183ZM212 259V261H210ZM258 259V260H257ZM67 260V261H66ZM69 260V261H68ZM81 260V261H80ZM93 260V261H92ZM116 260V261H115ZM166 262H164V261ZM173 260V261H172ZM176 260V261H175ZM125 261V262H124ZM152 260H146V261H140V262H137L135 264H155L154 262H152ZM171 261V263H170ZM202 261L204 263H202ZM257 263H255V262ZM117 262V263H116ZM119 262V263H118ZM198 262V263H197ZM209 262H213V263H209Z\"/></svg>","mask_w":264,"mask_h":264},{"label":"water","instance_id":"water-1","mask_svg":"<svg viewBox=\"0 0 264 264\" xmlns=\"http://www.w3.org/2000/svg\"><path fill=\"white\" fill-rule=\"evenodd\" d=\"M228 5H232V8H228ZM243 10V11H241ZM223 11L232 19L234 25L245 29L251 30L256 29V25L250 24L249 20L257 22V24H261L259 21L255 20L251 17L248 10L243 7L237 6L232 3H226L223 7ZM247 13V16L245 15ZM107 97L106 93H101L94 95L93 98L102 101ZM195 132V127L192 124H189L185 127H182L176 131V134L180 137H190ZM247 148L252 149L253 152L251 155L248 153L240 152L239 149ZM210 149L212 150L215 157L220 159L223 164H231L234 165L237 169L239 167L241 171L239 173H243L244 176H253L251 174V169L258 168L260 162L264 160V149L259 148H251L247 146H240L236 144L229 143L226 140H216L210 142ZM181 153H185L186 151H181ZM258 172L257 174H259Z\"/></svg>","mask_w":264,"mask_h":264},{"label":"snow or ice","instance_id":"snow-or-ice-1","mask_svg":"<svg viewBox=\"0 0 264 264\" xmlns=\"http://www.w3.org/2000/svg\"><path fill=\"white\" fill-rule=\"evenodd\" d=\"M228 8H232L233 6L232 5H228L227 6ZM243 11V10H241ZM245 15L247 16V13H245ZM249 23L250 24H253V25H256V31L259 32L260 35L264 36V25L262 24H257V22L255 21H252V20H249ZM4 121H0V123H3ZM240 152H243V153H248L249 155H251V153L253 152L252 149H247V148H242V149H239ZM186 154L185 153H181V156H185ZM237 171H241V169L239 167H237ZM251 174L252 175H256L258 172H264V160H262L258 166V168H255V169H251ZM243 174V173H242Z\"/></svg>","mask_w":264,"mask_h":264}]
</instances>
